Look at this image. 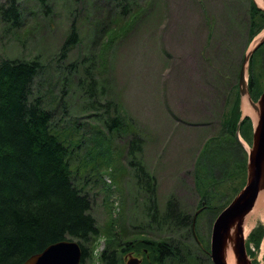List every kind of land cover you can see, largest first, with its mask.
Listing matches in <instances>:
<instances>
[{"label":"rangeland","instance_id":"obj_1","mask_svg":"<svg viewBox=\"0 0 264 264\" xmlns=\"http://www.w3.org/2000/svg\"><path fill=\"white\" fill-rule=\"evenodd\" d=\"M6 1L0 0V4ZM145 1L138 0L132 12L140 11ZM153 1L159 3L153 13L144 18L139 12L135 26L103 52V67L95 64L98 83L92 103L79 83L85 74L82 59L96 58L102 42L94 34L95 21H99L94 11L97 0H46L49 8L42 5L43 0H19L21 27L9 30L0 22V60L38 58L42 62L35 96L42 97L54 112V130L63 140L70 139L74 148L71 167L79 172V185L93 198L92 214L100 235L92 240L93 258L87 264H101L99 255L107 245L123 254L120 264H125L127 252L122 250L129 242L156 241L157 237L140 234L136 227L147 222L144 207L150 202L148 189L129 164L128 146L134 134L142 138L140 159L156 180L160 212L174 197L194 215L199 203L208 199L207 208L196 220L201 247L210 246L215 219L236 197L232 199L245 175L242 165L247 154L214 153L212 143L221 140H210L222 134V114L237 97V76L251 41L248 1ZM254 2L264 9V4ZM73 25L80 29L82 43L60 59ZM263 34L264 30L258 38ZM76 62L79 65L74 71L70 65ZM263 62L264 54L259 57L258 52L253 59L256 95L264 91ZM110 102L112 106L106 107ZM243 102L241 99V114L246 116ZM117 112L124 127L110 132L102 121ZM247 118L251 121L239 130L246 153L252 146L251 125L257 124L254 116ZM223 141L236 142V134L225 135ZM224 159L230 163L226 169L231 177H220ZM252 225L247 240L258 227L264 229V218ZM183 243L199 259L192 264H213L199 243ZM250 249L253 263L264 264V238L259 249L255 245Z\"/></svg>","mask_w":264,"mask_h":264},{"label":"trees","instance_id":"obj_2","mask_svg":"<svg viewBox=\"0 0 264 264\" xmlns=\"http://www.w3.org/2000/svg\"><path fill=\"white\" fill-rule=\"evenodd\" d=\"M247 1L250 45L264 30V11L254 0ZM112 2L116 5L112 6ZM144 3H146L144 7L135 12L132 10L138 4V0H97L95 3L94 11L99 21H95L94 34L100 37L102 42L96 58L92 55L82 59L81 65H84L85 74L79 83L85 88L84 95L90 99V103L91 100H96L97 95L98 76L93 70L97 62L99 67H103V52L135 26V22L140 19V13L146 18L153 13L157 5L159 6V3L153 0H146ZM42 5L49 8L46 0H43ZM107 18L109 19L106 20ZM0 22L9 30L21 27L23 11L19 0H7L0 4ZM118 22L123 25L120 26ZM81 43V31L73 25L60 50V59H65L75 48H79ZM258 52L259 57L263 56L264 44L255 51L249 63L248 83L254 101L263 93L261 91L255 94L256 64L254 65L253 59ZM78 65V62L73 63L70 68L76 71ZM43 69L44 66L38 58L0 60V264H24L30 257L43 252L48 246L66 240L80 244L83 252L81 264H87L93 258L92 240L100 235L97 220L92 214L93 198L86 187L79 185L77 177L79 172H74L71 167L70 157L74 148L70 144V139L63 140L54 130V112L46 107L42 97L35 96L34 84ZM239 75L240 73L238 78ZM240 102L238 79L237 97L230 110L222 114L220 123L222 134L210 140H221L212 143L214 153L222 150L227 153L225 156L230 157L234 154L229 155V151L247 154L239 142L223 141L225 135L236 134L242 117ZM110 105L111 102L107 103L106 107ZM250 121L251 119L246 117L241 128ZM102 122L110 132L120 131L124 127L118 112L114 117L104 119ZM251 126L253 128V125ZM142 142V138L134 134L128 146L129 164L148 189L147 200L150 202L147 209L144 207L147 222H142L136 227L140 234L163 240L160 251L164 258L173 257L177 259L176 264H192L195 259L199 261L197 256L194 258L186 250L187 244L175 238L179 236L199 238L196 222L194 225V215L187 213L180 200L174 197L168 201L165 211L160 212L156 201V180L140 159ZM78 147L79 145L76 146ZM247 162L248 154L242 165L245 174L242 185L232 199L246 184ZM226 165L229 166L230 163L224 159L221 165L223 174L220 177L232 176ZM206 201L208 199H203V202ZM259 229L258 227L253 231L247 240V251L250 256L252 255L250 246L255 245V248L259 249L264 238V229ZM126 250L123 249L122 253ZM122 255L107 245L101 251L99 261L101 264H120Z\"/></svg>","mask_w":264,"mask_h":264},{"label":"water","instance_id":"obj_3","mask_svg":"<svg viewBox=\"0 0 264 264\" xmlns=\"http://www.w3.org/2000/svg\"><path fill=\"white\" fill-rule=\"evenodd\" d=\"M255 39L244 56L239 77L241 99L248 96L251 106L258 115L257 124L253 127L252 146L247 150V181L214 222L210 250L213 264H228L226 254L229 244L235 245L234 250H230L235 257V264H253L247 251V237L243 226L246 216L255 207L260 193L264 192V91L257 101H253L248 83L249 63L255 51L264 44V34L257 40ZM246 117L242 114L236 131V139L243 148L245 145L241 140L239 130ZM202 210L195 215L194 225ZM82 255V248L78 242L66 240L48 246L43 252L30 257L24 264H81ZM128 264L138 263L129 262Z\"/></svg>","mask_w":264,"mask_h":264},{"label":"flooded vegetation","instance_id":"obj_4","mask_svg":"<svg viewBox=\"0 0 264 264\" xmlns=\"http://www.w3.org/2000/svg\"><path fill=\"white\" fill-rule=\"evenodd\" d=\"M199 204L201 207L196 211V213L194 214V217L199 210L201 209L205 210L207 208L205 202L202 201ZM203 210L198 214L197 218L203 212ZM188 237L189 238H186L185 240H182V238H179V237H177V239L181 240L182 242H189L190 240H193L196 243L198 242L200 247L202 246L203 243L199 240L198 237L196 236H188ZM163 243H164L163 240L158 239V238H156V241L154 242L151 241L150 243H148L146 239H140L139 241H136L134 243L129 242L127 244V250L125 251L127 252L124 258L125 264H128L129 262H136L138 264H176L177 259L175 260V258L173 257H172L173 259L164 258L162 252L160 251V247ZM201 249H202V252L208 254L207 256L211 259V256H210L211 243H210V246L201 247ZM133 258H135L136 260Z\"/></svg>","mask_w":264,"mask_h":264},{"label":"bare ground","instance_id":"obj_5","mask_svg":"<svg viewBox=\"0 0 264 264\" xmlns=\"http://www.w3.org/2000/svg\"><path fill=\"white\" fill-rule=\"evenodd\" d=\"M258 1H259V4L261 6H263L264 0H258ZM243 99H244V102H243V112H244V114L246 116L247 115L254 116L255 121L257 123L258 115H257L256 111L253 109V107L251 106L248 96H245ZM259 217L264 218V192L260 193V195H259V197L257 199V202L255 204V207L253 208V210L245 218L244 226H243L245 236H247V234L250 232L251 227L253 226L252 224ZM234 246H235L234 244H229L228 251H227V254H226V262L228 264H235V257L232 255L233 252L230 251V250H234Z\"/></svg>","mask_w":264,"mask_h":264}]
</instances>
